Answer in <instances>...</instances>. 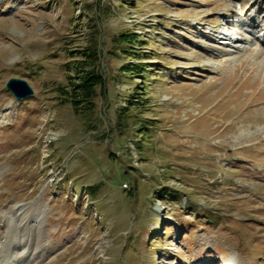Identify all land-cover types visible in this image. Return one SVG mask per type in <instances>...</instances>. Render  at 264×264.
<instances>
[{
  "label": "rangeland",
  "instance_id": "374dc122",
  "mask_svg": "<svg viewBox=\"0 0 264 264\" xmlns=\"http://www.w3.org/2000/svg\"><path fill=\"white\" fill-rule=\"evenodd\" d=\"M263 32L264 0H0V217L49 246L20 263L264 264Z\"/></svg>",
  "mask_w": 264,
  "mask_h": 264
},
{
  "label": "bare ground",
  "instance_id": "6f19581e",
  "mask_svg": "<svg viewBox=\"0 0 264 264\" xmlns=\"http://www.w3.org/2000/svg\"><path fill=\"white\" fill-rule=\"evenodd\" d=\"M246 14H247V12H246ZM258 21L256 19H251V21H250L251 26L253 28H256L257 26H261L259 23L260 21L259 22ZM257 23H258V25H257ZM221 24H223V26H225V28H228V30H229L226 34L222 35V38L226 41L228 40V42L231 43L233 41V38H234V37L233 38L231 37V34L236 33V32H232L230 30L231 29L230 27L235 28V23L232 20L224 18ZM217 26H220V19L218 20V22L212 23L211 28L213 30L211 29V32L210 31L208 32L209 36H211V38H213V39H216L219 36V35L213 34L214 32L218 31L216 29V28H218ZM261 28H263V26H261ZM261 36L264 38L263 34ZM263 52H264V49H263V51L261 49L256 54H254V56H252L253 54L251 55L252 59L250 62H248V64L246 63L247 64L246 70L260 68L261 71L262 70L264 71V57L262 56ZM18 209L20 211V208H18ZM19 216H21V215H19ZM1 217H2V219H5L8 229H7L6 239L4 240L3 244H0V264H21L22 263V262L20 263L21 260L24 263H26V262H28V260H30L32 258H36V256H37L36 254H38L36 252L37 248L41 247V249H44V250L48 249V247H49L48 243L43 241V238L41 235V220H40L39 214H34L32 216V220H30L32 232L29 234L24 233L23 235H19V233H17V234L15 233V229L20 228V226L24 227V225H26V223L20 222V219L18 221L15 219V217H18L17 215H14V214L9 215L7 212H5V213L1 214ZM30 222H28V223H30ZM47 251L48 250H46V252ZM18 261H19V263H18ZM33 262H31L30 264H32ZM228 263L229 262H227L226 264H228Z\"/></svg>",
  "mask_w": 264,
  "mask_h": 264
},
{
  "label": "trees",
  "instance_id": "16d2710c",
  "mask_svg": "<svg viewBox=\"0 0 264 264\" xmlns=\"http://www.w3.org/2000/svg\"><path fill=\"white\" fill-rule=\"evenodd\" d=\"M91 52L87 54L92 62L96 60V52L91 49ZM82 77L79 83H74L71 86L70 95L65 98V101H69L73 108L78 111L83 108V110H90L92 107V97L95 95V87L97 85H102L103 79L100 74L95 71L94 66H90L88 69H81ZM77 91V93H75ZM67 94V92H64Z\"/></svg>",
  "mask_w": 264,
  "mask_h": 264
},
{
  "label": "water",
  "instance_id": "95a60500",
  "mask_svg": "<svg viewBox=\"0 0 264 264\" xmlns=\"http://www.w3.org/2000/svg\"><path fill=\"white\" fill-rule=\"evenodd\" d=\"M5 87L11 92L16 100L25 99L34 93L28 82L18 77L8 78L5 83Z\"/></svg>",
  "mask_w": 264,
  "mask_h": 264
}]
</instances>
